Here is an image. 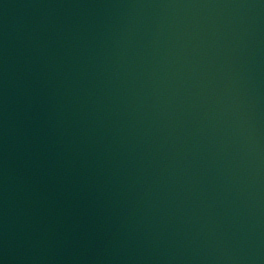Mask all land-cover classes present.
Returning a JSON list of instances; mask_svg holds the SVG:
<instances>
[{"label": "water", "instance_id": "95a60500", "mask_svg": "<svg viewBox=\"0 0 264 264\" xmlns=\"http://www.w3.org/2000/svg\"><path fill=\"white\" fill-rule=\"evenodd\" d=\"M0 264H264V0H0Z\"/></svg>", "mask_w": 264, "mask_h": 264}]
</instances>
